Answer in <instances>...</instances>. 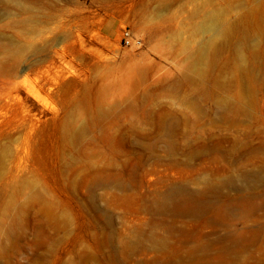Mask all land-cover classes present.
Segmentation results:
<instances>
[{
  "label": "rangeland",
  "instance_id": "obj_1",
  "mask_svg": "<svg viewBox=\"0 0 264 264\" xmlns=\"http://www.w3.org/2000/svg\"><path fill=\"white\" fill-rule=\"evenodd\" d=\"M11 9L0 19V43H18L21 54L0 51V264L153 260L154 253L133 255L124 247L150 224L135 204L114 198L108 186L95 192L96 210L78 204L88 185L109 176L134 174L128 194L153 195L169 183L204 188L215 166L210 157L178 165L189 149L170 155L162 144L148 151L133 145L143 135L154 141L163 111L194 134L178 142L235 136L243 149L264 145V44L246 39L264 27V0H12ZM125 30L134 40L129 46ZM183 76L215 97L245 104L251 118L233 111L222 121L207 98L196 121L164 95ZM148 94L152 108L134 103ZM255 165L248 152L232 168ZM175 222L211 239L225 232ZM246 225L248 219H236L228 230Z\"/></svg>",
  "mask_w": 264,
  "mask_h": 264
},
{
  "label": "bare ground",
  "instance_id": "obj_2",
  "mask_svg": "<svg viewBox=\"0 0 264 264\" xmlns=\"http://www.w3.org/2000/svg\"><path fill=\"white\" fill-rule=\"evenodd\" d=\"M11 2L12 0H0V19L12 15ZM21 8L28 11V7ZM249 38L264 44V27L246 36V39ZM17 44L0 43V51L16 58L21 54V47ZM258 52H253V58L260 56ZM244 73L245 78H248L246 81L249 82L252 79L251 73ZM193 81L187 76L176 79L163 89L165 97L194 112L196 121L205 115L203 104L208 99L220 112L219 119L222 121L227 120L233 111L238 112L236 115L243 120L251 118L245 104L239 101L232 104L233 102L225 98L215 97L208 90L196 87ZM152 96L154 95L148 94L134 103L152 108L156 103ZM169 116L170 112L163 111L159 117L153 142L146 141L145 138L148 137L143 135L133 145L141 151H148L162 144L170 155L177 149H189L185 160L175 162L178 165L188 166L197 157H210L209 162L214 163L215 168L208 170V174L212 176L210 179H203L204 188L198 191L192 190L187 184L169 183L167 190L155 192L153 195L144 192L128 194L133 188L134 174L127 180L109 176L88 185V197L84 203L78 204L80 209L85 212L96 210L95 192L108 186L114 189V198L130 201L136 205L139 214L150 216L148 230L139 228L135 241L124 243L125 249L133 255L143 252L155 254L153 260L138 264H264V145L243 149L246 144L235 136L219 138L216 142L209 140L190 145V138L194 134L177 128ZM178 136L189 142H178ZM223 141L229 144V149H223ZM193 146H196L195 149H192ZM248 152L258 165L253 166L250 171H246L245 167L234 170L232 165ZM224 190L235 191L236 194L224 193ZM243 190L248 193L238 194ZM176 218L193 222L202 228L221 227L225 232L211 239L205 234L198 235L184 227H178ZM236 219H248L250 225L244 226L239 232L228 230ZM108 243L113 246L109 237Z\"/></svg>",
  "mask_w": 264,
  "mask_h": 264
},
{
  "label": "built area",
  "instance_id": "obj_3",
  "mask_svg": "<svg viewBox=\"0 0 264 264\" xmlns=\"http://www.w3.org/2000/svg\"><path fill=\"white\" fill-rule=\"evenodd\" d=\"M123 44L126 46L131 45V43L134 41L131 33L129 31H124L122 36Z\"/></svg>",
  "mask_w": 264,
  "mask_h": 264
}]
</instances>
